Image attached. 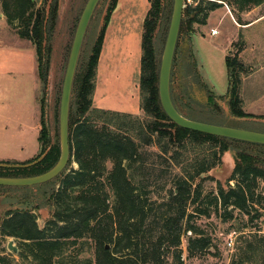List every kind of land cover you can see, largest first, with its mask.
<instances>
[{"label": "trees", "instance_id": "trees-1", "mask_svg": "<svg viewBox=\"0 0 264 264\" xmlns=\"http://www.w3.org/2000/svg\"><path fill=\"white\" fill-rule=\"evenodd\" d=\"M55 1L0 0L10 27L35 45L38 74L44 82L49 51L45 25L49 16L52 21L55 17ZM150 1L142 37V115L101 109L93 103L106 29L118 3L111 0L83 67L79 59L72 95L76 109L70 112L69 167L52 180L59 186L48 201L51 218L40 226L34 205L0 214V241L14 238L18 243L17 253L0 249V264H185L184 236L187 258L202 257L214 246L206 229L193 221L212 215L233 222L238 234L230 264H264V232L255 225L264 217V166L250 154L238 152L226 186L216 180V190L207 188L206 182L215 179L204 175L219 166L224 153L239 140L180 127L163 110L154 37L164 0ZM185 4L180 33L185 27L192 32L195 24H207L210 13L223 4L230 6L237 23L249 25L252 21L245 22L242 15L264 6V0H185ZM239 54L226 57L228 93L233 114L248 117L252 114L242 108L239 92L244 70ZM41 124L42 149L34 160L47 152L44 158L29 167H0V176H35L57 163L60 145L52 143L45 98Z\"/></svg>", "mask_w": 264, "mask_h": 264}, {"label": "rangeland", "instance_id": "rangeland-1", "mask_svg": "<svg viewBox=\"0 0 264 264\" xmlns=\"http://www.w3.org/2000/svg\"><path fill=\"white\" fill-rule=\"evenodd\" d=\"M87 1H55L57 3L55 17L52 21L49 16L45 25L48 37L46 47L49 48L44 60V63L48 62L46 82L38 78V58L35 45L28 39L21 38L16 30L10 27L0 6V156L15 153L17 144L19 145L22 141V135L14 133L18 125L13 122L19 119L18 115L26 113L27 110L33 114L35 110L33 107L36 106L37 110L39 107L37 105L41 104L44 98L52 143L58 142L60 145L59 112L63 82L77 25ZM110 1L101 0L91 19L81 50L79 67L86 64L101 27L105 9ZM226 5L223 4V7L227 12L222 10L223 7L218 11L216 9L210 13L207 24H195V31L192 32L185 27L180 33L171 75L172 97L179 111L191 119L264 132V121L260 120L264 119V15H262L264 6L244 13L242 15L244 21L251 20L252 23L241 25L232 20L231 8ZM173 6L174 0H164L162 19L155 31L154 45L159 63L163 55ZM126 7L128 6H122L116 20L113 19L111 23L110 36L114 34L112 41L116 40V49L109 62L111 73L115 77L112 80L116 79L114 83L117 82V76H122V81H124L118 97H122L131 90L134 91L131 100L136 101L137 98L140 99L138 83L140 58L137 56L138 53L131 54V49L128 48L130 44L126 37L120 36L122 31L119 29L121 25L124 27L127 25L125 20L121 19L125 16L122 14ZM132 10L141 14L139 5ZM213 29H217L218 34H212ZM117 37L120 38L119 41ZM6 49H16L15 51L19 49L20 52L6 55L4 54ZM237 51L240 52L239 58L244 64L239 88L243 102L242 108L252 114L246 118H239L233 114L228 93L230 81L226 57L228 54L234 55ZM22 90L26 92L27 100L24 103L22 102L24 99ZM210 97L213 98L212 102ZM39 109L35 116H30L32 121L30 127L27 128L26 149L21 157L5 158L0 161L26 162L34 160L41 153L42 145L39 135L42 124ZM71 109L72 111L76 109L74 96ZM142 113L141 110L138 115ZM26 117H28L27 114ZM230 147L231 149L224 154L223 158L230 155L229 159L234 163L235 154L242 151L253 156L257 164L264 166V145L235 141ZM73 165L77 167L76 163ZM213 178L215 180L207 181L206 186L208 189L216 190L218 179ZM58 183V181H49L32 187H8L0 191L16 195V198L11 197V199H16L18 207L36 206L38 223L43 226L51 218L52 209L48 201L53 191L58 188ZM232 184L234 185V182ZM193 221L196 225L206 229L207 234L213 238L214 246L210 247L209 253L202 257L187 258V237L184 236L182 248L185 264H230L238 237V234L233 231V222L224 223L215 215L198 216ZM236 225L237 223L234 224ZM255 225H257V230L264 232V217L255 221ZM247 231L250 229L248 228ZM10 241H13L17 247V241L14 238H8L7 242L0 241V249L6 247L8 252H12L7 247Z\"/></svg>", "mask_w": 264, "mask_h": 264}, {"label": "water", "instance_id": "water-1", "mask_svg": "<svg viewBox=\"0 0 264 264\" xmlns=\"http://www.w3.org/2000/svg\"><path fill=\"white\" fill-rule=\"evenodd\" d=\"M100 1L101 0L87 1L83 9V12L81 14V17L79 19L75 36L73 39L70 56L67 64V69L64 77L61 101H60L59 160L51 169L39 175L29 176V177L0 176V186L32 187L35 185H40L56 179L66 169L71 155L69 131H70V112H71V103H72V95H73V85L75 81V76L77 72V67H78L84 39L88 27L90 25L91 19ZM108 8H109V4L105 9L101 26L104 24L105 17L108 12ZM184 8H185V0H174L171 22L169 25L167 38L164 45L163 55L159 68V98L163 110L165 111L167 116L180 127L209 135L218 136V137H224L228 139L264 145V132L194 120L181 113L174 104L171 94V74H172L174 56L176 53L178 39L180 35ZM260 120L264 121V119H260ZM226 152L228 153L229 151ZM46 153L47 152H45L38 159L29 163L0 162V167H8V168L29 167L41 161L46 155ZM223 156H222L221 164L217 167L210 169L204 176L216 177L224 186H226L227 181H229V179L232 177L234 173L236 167V159L235 162L232 163L231 159H229L230 155H227L226 158H223ZM8 247L13 252L15 253L18 252V248L14 245L13 241H10L8 243Z\"/></svg>", "mask_w": 264, "mask_h": 264}, {"label": "crops", "instance_id": "crops-1", "mask_svg": "<svg viewBox=\"0 0 264 264\" xmlns=\"http://www.w3.org/2000/svg\"><path fill=\"white\" fill-rule=\"evenodd\" d=\"M128 6L125 9V12L122 15H125L123 18H121L123 21L125 20V23L127 24L125 27L121 25V37L125 38L127 42L130 44L129 49H131V54H137L140 58L139 66V85H140V73H141V56H142V37H143V31H144V22L147 17L148 11L151 8V1L150 0H118L117 6L112 12L111 18L109 20L106 34H105V40H104V46L101 52V56L99 59L98 64V72H97V84L96 89L93 96V103L94 106L101 109H108V110H115L120 112H126V113H133V114H139L141 111V98H137L136 101L131 100V95L134 94V91L129 90L126 94L122 95V97H118L120 94L121 85L123 86L124 81H122V76H117V82L114 83L115 80H112L113 73H111V65H110V57L114 53L113 51L116 49V40L112 41L113 35L110 36V32L112 30V22L113 19L117 17L118 12L122 8V6ZM139 5V9L141 14L136 13L132 8ZM227 6V5H226ZM220 9V8H219ZM217 9V11L219 10ZM222 9V8H221ZM225 11V8L223 9ZM227 12V11H225ZM232 15V14H231ZM5 18V16H4ZM232 20L235 21L233 15L231 16ZM116 33V32H115ZM117 35H119L117 33ZM117 41H119V37L116 38ZM6 49L4 54L8 55L11 53H18L20 50L18 49ZM137 68V67H136ZM135 74V73H134ZM39 78V77H38ZM115 78V77H114ZM21 84V81H20ZM19 87V85H18ZM26 92L22 90V96L24 99H22V102L24 103L27 99L25 97ZM116 95V96H115ZM115 97V98H113ZM40 102V101H39ZM37 106L40 114H41V104L39 103ZM34 113H30L29 110H27L26 113H22L19 116V119L17 121H14L13 123H16L18 125L17 129H15V134H21L22 135V141L17 144V149H15V153H10L3 156H0V159L5 158H13L17 159L20 158L22 155V152L26 149V133L27 128L30 127L31 124V118L30 116L37 113L36 106L33 107ZM29 112V113H28ZM26 114L28 117H26ZM9 123V121L7 122ZM32 130V129H31ZM30 130V131H31ZM36 133V132H35ZM19 138V137H18ZM37 138V136H36ZM36 143L37 139H36ZM36 145V144H35ZM16 195H10L8 193H5L3 191H0V213H4V211L17 207L16 199L12 200L11 197H15Z\"/></svg>", "mask_w": 264, "mask_h": 264}, {"label": "built area", "instance_id": "built-area-1", "mask_svg": "<svg viewBox=\"0 0 264 264\" xmlns=\"http://www.w3.org/2000/svg\"><path fill=\"white\" fill-rule=\"evenodd\" d=\"M192 1H193V0H189L190 3H191ZM218 32H219V31H218L217 29H213V30H212V34H215V35H216V34H218Z\"/></svg>", "mask_w": 264, "mask_h": 264}]
</instances>
